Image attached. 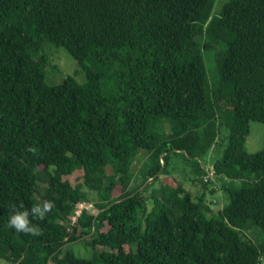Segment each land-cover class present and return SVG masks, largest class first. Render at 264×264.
I'll use <instances>...</instances> for the list:
<instances>
[{
    "label": "trees",
    "instance_id": "obj_1",
    "mask_svg": "<svg viewBox=\"0 0 264 264\" xmlns=\"http://www.w3.org/2000/svg\"><path fill=\"white\" fill-rule=\"evenodd\" d=\"M220 1L0 0L1 259L259 264L264 149L245 144L250 122L264 123V0ZM50 44L73 56L85 84H46L39 54ZM218 45L212 87L204 53ZM172 154L203 159L197 200L169 171ZM138 157L146 168L134 173ZM219 191L228 202L216 214ZM46 200L53 208L31 221L40 235L8 225L13 208ZM80 202L91 208L74 223ZM78 242L90 257L76 255Z\"/></svg>",
    "mask_w": 264,
    "mask_h": 264
},
{
    "label": "rangeland",
    "instance_id": "obj_2",
    "mask_svg": "<svg viewBox=\"0 0 264 264\" xmlns=\"http://www.w3.org/2000/svg\"><path fill=\"white\" fill-rule=\"evenodd\" d=\"M228 0H221V4L226 2ZM220 51L219 45L215 47L214 50L205 51V62H206V69L207 74L209 78L210 85L213 87L217 83L218 80V74L216 71V61H215V55ZM45 54L48 58V64L45 69V82L48 85H60L62 84L68 77L74 78L78 83L85 84L88 81L87 74L83 70V68L78 64V62L73 58V56L64 48L57 47L54 45H46L42 52H40L39 55ZM88 66L90 64H87ZM150 132L156 136H158L159 140H163L166 135L156 126V128H150ZM246 150L249 153H257L264 149V123L260 122H250V133L247 137V141L245 144ZM212 155V154H211ZM142 156H145L144 153ZM217 157L215 156V159ZM145 159V158H144ZM141 159L139 160V157L136 159L132 166V171L134 173H137L138 170L141 169V167L144 169L146 160ZM214 160V156H213ZM213 160L211 159L206 163V169H209L211 167V164L213 163ZM194 162H203L202 160H196V161H190L186 160L183 156H176L172 154V159L169 166V171L175 177L177 180H179L186 190H188L194 200H197L199 197L202 196V194L205 192L203 189L202 184V178L196 176V170H195V163ZM205 163V161H204ZM144 170H142L143 172ZM141 172V173H142ZM81 171L78 170L73 176L68 178L73 185L77 186L83 183V180L81 179ZM137 176V175H136ZM165 176H161V178L155 182L154 186L156 188L161 187V184L163 180H165ZM135 181L139 182L138 176ZM135 184V183H134ZM219 185V184H218ZM213 185H210V188H213ZM217 197L219 199V202L215 205H213L214 212L217 214L219 210H222L223 207L227 204V196L223 191H219L217 193ZM206 199L208 201H211L213 199L212 194L209 192L207 193ZM89 207V204L86 202H80V204H77L75 207V211L78 209V207ZM254 233H252L251 238L256 237L258 234L255 233V230H253ZM68 249V246L66 247V250ZM72 249L75 251L76 255L80 257H90L92 255L91 248L85 246L83 242H78L72 245ZM0 264H12L9 263L3 259L0 258ZM101 264V263H100Z\"/></svg>",
    "mask_w": 264,
    "mask_h": 264
},
{
    "label": "clouds",
    "instance_id": "obj_3",
    "mask_svg": "<svg viewBox=\"0 0 264 264\" xmlns=\"http://www.w3.org/2000/svg\"><path fill=\"white\" fill-rule=\"evenodd\" d=\"M52 208L53 201L48 200L44 201L42 204H33L30 209L23 208V206V210L13 208L8 218V225L17 232L38 236L41 234V229L39 226L34 225L31 221L43 219L46 213H48ZM257 259L259 264H264V255L258 256Z\"/></svg>",
    "mask_w": 264,
    "mask_h": 264
},
{
    "label": "built area",
    "instance_id": "obj_4",
    "mask_svg": "<svg viewBox=\"0 0 264 264\" xmlns=\"http://www.w3.org/2000/svg\"><path fill=\"white\" fill-rule=\"evenodd\" d=\"M209 177L213 178L214 177V174L213 172L209 171ZM91 206L89 205V207H78V209L75 211V215L71 218L72 221L75 223L77 221V218L82 214V212L84 210H90Z\"/></svg>",
    "mask_w": 264,
    "mask_h": 264
},
{
    "label": "crops",
    "instance_id": "obj_5",
    "mask_svg": "<svg viewBox=\"0 0 264 264\" xmlns=\"http://www.w3.org/2000/svg\"><path fill=\"white\" fill-rule=\"evenodd\" d=\"M218 199V198H217Z\"/></svg>",
    "mask_w": 264,
    "mask_h": 264
}]
</instances>
